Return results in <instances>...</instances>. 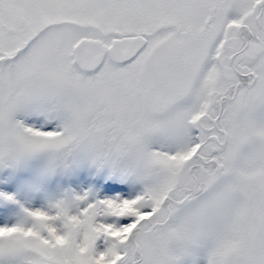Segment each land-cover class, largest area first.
Segmentation results:
<instances>
[{"label":"snow or ice","instance_id":"1","mask_svg":"<svg viewBox=\"0 0 264 264\" xmlns=\"http://www.w3.org/2000/svg\"><path fill=\"white\" fill-rule=\"evenodd\" d=\"M0 264H264V0H0Z\"/></svg>","mask_w":264,"mask_h":264}]
</instances>
